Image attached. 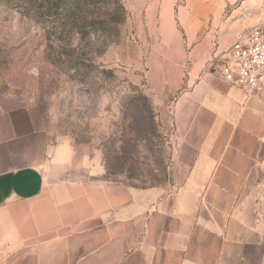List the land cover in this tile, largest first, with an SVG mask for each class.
Masks as SVG:
<instances>
[{
  "label": "crops",
  "instance_id": "1",
  "mask_svg": "<svg viewBox=\"0 0 264 264\" xmlns=\"http://www.w3.org/2000/svg\"><path fill=\"white\" fill-rule=\"evenodd\" d=\"M137 1L167 180L108 177L91 145L49 142L40 106L0 100V264H264V100L212 65L233 36L204 32L200 0L183 32L154 19L165 0Z\"/></svg>",
  "mask_w": 264,
  "mask_h": 264
},
{
  "label": "rangeland",
  "instance_id": "2",
  "mask_svg": "<svg viewBox=\"0 0 264 264\" xmlns=\"http://www.w3.org/2000/svg\"><path fill=\"white\" fill-rule=\"evenodd\" d=\"M165 1L154 19L175 20L183 32L181 12L195 0ZM200 2L204 32L233 42L264 18V0ZM47 4L0 0V100L40 106L49 142L91 145L108 177L138 188L162 184L174 140L153 102L145 43L134 38V19L145 17L139 2ZM229 46L213 59L219 70Z\"/></svg>",
  "mask_w": 264,
  "mask_h": 264
},
{
  "label": "built area",
  "instance_id": "3",
  "mask_svg": "<svg viewBox=\"0 0 264 264\" xmlns=\"http://www.w3.org/2000/svg\"><path fill=\"white\" fill-rule=\"evenodd\" d=\"M220 73L247 97L264 100V18L235 39Z\"/></svg>",
  "mask_w": 264,
  "mask_h": 264
},
{
  "label": "trees",
  "instance_id": "4",
  "mask_svg": "<svg viewBox=\"0 0 264 264\" xmlns=\"http://www.w3.org/2000/svg\"><path fill=\"white\" fill-rule=\"evenodd\" d=\"M32 1H34V0H32ZM42 1H44V3H46V2H48V4L47 5H50L51 7H57V5L59 4V2L61 1V0H42ZM60 5V4H59ZM46 6V5H45ZM43 7V6H42ZM46 8V7H45ZM70 8V7H69ZM39 9H40V7H39Z\"/></svg>",
  "mask_w": 264,
  "mask_h": 264
}]
</instances>
